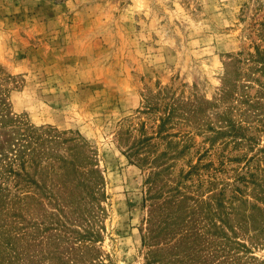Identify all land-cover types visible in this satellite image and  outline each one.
<instances>
[{
    "label": "rangeland",
    "instance_id": "rangeland-1",
    "mask_svg": "<svg viewBox=\"0 0 264 264\" xmlns=\"http://www.w3.org/2000/svg\"><path fill=\"white\" fill-rule=\"evenodd\" d=\"M173 98L201 109L176 110L161 133L189 135L168 157L159 153L169 137H153L159 157L139 159L136 141L154 135ZM5 138L13 147L32 139L38 152L24 169L66 199L55 205L41 192L12 203L32 225L28 238L42 239L37 255L70 240L94 246L85 260L148 264V193L170 189L187 196L170 207V229L186 213L222 221L210 234L225 231L244 245L241 260L264 264V0H0ZM2 173L0 230L21 184L43 190L16 176L1 182Z\"/></svg>",
    "mask_w": 264,
    "mask_h": 264
},
{
    "label": "trees",
    "instance_id": "trees-1",
    "mask_svg": "<svg viewBox=\"0 0 264 264\" xmlns=\"http://www.w3.org/2000/svg\"><path fill=\"white\" fill-rule=\"evenodd\" d=\"M226 92V89L224 90ZM173 98L168 105V109L159 115L160 122L157 124L154 135L138 138L135 143L136 148L134 151L138 152L142 150L144 155L139 157L141 160H146L147 157L151 154L153 148L157 142L150 141L151 138L156 136L163 135L164 137H169L166 141V147L164 150L160 151L159 155H174L170 151V147L175 146L182 140L183 137L189 135L188 131H176L171 133V131H165L161 133V128L164 123L171 119L172 116L176 115V110L182 109L180 115L186 118V110H190L189 113L196 112L201 109L199 104H195L193 99L186 100H177ZM208 102V101H207ZM207 102L205 104H207ZM151 105H148L147 108H150ZM182 118V117H181ZM232 127V125H230ZM234 128V127H233ZM172 135L178 136L177 139H174L172 142ZM9 139V138H8ZM8 139L0 140V145H8V150L10 155L3 153V161H0V169L2 174H4V180L11 177H18L24 182L31 183L35 185L37 181L33 177L29 176L26 169H24V162H26L27 157L32 156V152L37 153V148L28 147L30 144L27 139L26 143H14L16 147L12 146V142ZM35 139V138H34ZM49 141V140H47ZM171 147V148H172ZM170 152V154H168ZM14 154V155H13ZM152 158H158V154H151ZM167 156V157H168ZM33 164L37 165V160L33 159ZM20 165V166H19ZM18 167L23 170L21 172L18 170ZM189 170L186 171V173ZM159 173L154 172L153 176H149V188L155 186L156 181L154 176ZM84 184V183H83ZM44 183L37 184L38 189L42 188L43 190L39 191L38 194H35V191H29L28 185L26 183L21 184V186H26V189L15 194V198H7L10 205L6 207L5 215L7 218L3 219L2 225L4 230H0V264H49L45 260H48L49 257L53 258L54 261L52 264H98L100 260H94L92 257H89L85 260L84 251H90L91 253L95 249L92 244H81L73 245L69 240L65 246H53L48 252L43 255H37L33 252V246L41 245L42 239L37 242L28 238V234L31 230H28L27 222H23L25 218L19 215L17 212L13 211L11 205L14 201H24L28 198L38 199L40 193L43 192L48 202H52L55 205H58L59 202L63 203L65 197L59 198L58 193L55 195L51 190L43 188ZM78 185V183L76 184ZM4 188L3 186L0 189ZM47 190V191H46ZM168 194L161 197V190L158 192H149V197L156 198L155 201L150 203L149 215L146 218V232L143 233L144 240H147V243L152 247L147 251L146 263L148 264H248V260H241V256L237 251L240 250V247L244 246L238 240L232 239L234 237L229 236L227 233L222 232L220 239H216V234L221 230L220 224L222 221L216 222L215 220H210L208 222L202 221V219L196 218V216L191 217L187 213L182 216L181 223L176 227V229H170L168 226L173 221H168L165 217L170 213V207L172 205H178L181 201H184L187 196L185 193H181L180 197L176 196L175 191L168 190ZM6 198V197H5ZM161 198V199H159ZM14 199V200H12ZM41 199V198H40ZM193 202H195L193 200ZM174 203V204H173ZM51 204V203H50ZM58 208H61L58 206ZM12 216V217H11ZM187 216V217H186ZM163 217V218H160ZM186 217V218H185ZM175 222V221H174ZM225 222V221H224ZM159 229L155 230V227ZM224 227V226H223ZM231 228V227H230ZM61 230V229H60ZM163 232V233H162ZM216 233V234H210ZM234 233V231H233ZM90 234L88 228H84V232H78V237L84 238ZM76 237V239H78ZM161 237V238H160ZM46 241L44 242L45 245ZM251 259V257H249Z\"/></svg>",
    "mask_w": 264,
    "mask_h": 264
}]
</instances>
